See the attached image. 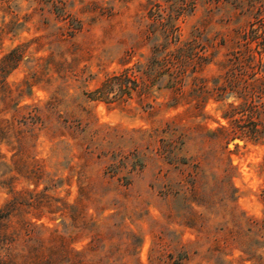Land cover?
<instances>
[{"label":"rangeland","instance_id":"rangeland-1","mask_svg":"<svg viewBox=\"0 0 264 264\" xmlns=\"http://www.w3.org/2000/svg\"><path fill=\"white\" fill-rule=\"evenodd\" d=\"M260 21L264 0H0V60L22 52L5 82L29 107L0 119L28 131L38 190L73 204L89 188L86 213L107 234L89 261L264 264ZM238 52L251 54L242 70ZM125 73L129 95L113 83L92 98ZM0 153L8 164L5 141ZM53 217L42 222L78 235L75 249L91 242Z\"/></svg>","mask_w":264,"mask_h":264},{"label":"trees","instance_id":"trees-1","mask_svg":"<svg viewBox=\"0 0 264 264\" xmlns=\"http://www.w3.org/2000/svg\"><path fill=\"white\" fill-rule=\"evenodd\" d=\"M253 31L256 38L264 39V22L260 21ZM250 55L238 52L230 60L242 70L244 57ZM21 56V50L14 48L0 60V114L13 109L15 117L21 110L29 108L19 106L13 91L5 82ZM113 83L122 88V96L129 95V90L136 88L134 81L125 73L107 79L102 87L92 93V98L108 96L114 90ZM17 91L18 99L23 91L19 88ZM239 93L246 97L249 94L246 89L239 90ZM36 111L34 108L33 112ZM31 113H28V117L21 116L22 122L31 118ZM247 134L254 140L260 137L256 127L251 128ZM29 138L28 131L15 130L13 122L0 119V142L5 141L13 152L8 164L4 161L5 156L0 153V187L7 190L8 195L0 206V264H106L104 256L92 262L88 260L89 254H96L100 243L107 239V234L86 213L87 204L92 202L89 188L80 186L79 198L73 204L49 194L47 187L38 190L43 172L38 162L30 156ZM20 179L34 183L33 189H18L16 184ZM54 215H58L66 227L79 230L78 234L91 233V242L81 250L75 249L73 243L78 235H67L42 222L45 216L52 221Z\"/></svg>","mask_w":264,"mask_h":264}]
</instances>
